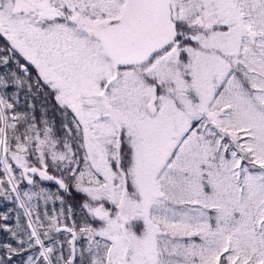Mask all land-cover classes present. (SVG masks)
I'll list each match as a JSON object with an SVG mask.
<instances>
[{
    "label": "snow or ice",
    "instance_id": "6c2138e0",
    "mask_svg": "<svg viewBox=\"0 0 264 264\" xmlns=\"http://www.w3.org/2000/svg\"><path fill=\"white\" fill-rule=\"evenodd\" d=\"M0 203V264H264V0H0Z\"/></svg>",
    "mask_w": 264,
    "mask_h": 264
},
{
    "label": "trees",
    "instance_id": "16d2710c",
    "mask_svg": "<svg viewBox=\"0 0 264 264\" xmlns=\"http://www.w3.org/2000/svg\"><path fill=\"white\" fill-rule=\"evenodd\" d=\"M3 207H4L3 203H0V209H2ZM8 223L13 224L14 220H9ZM9 241H10V237H9L8 233L6 231L0 229V242H9ZM16 264H22V262L19 260V258H17Z\"/></svg>",
    "mask_w": 264,
    "mask_h": 264
}]
</instances>
